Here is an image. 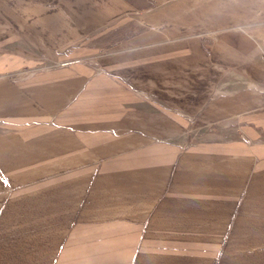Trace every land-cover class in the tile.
<instances>
[{"label": "crops", "instance_id": "1", "mask_svg": "<svg viewBox=\"0 0 264 264\" xmlns=\"http://www.w3.org/2000/svg\"><path fill=\"white\" fill-rule=\"evenodd\" d=\"M0 264H264V0H0Z\"/></svg>", "mask_w": 264, "mask_h": 264}, {"label": "snow or ice", "instance_id": "2", "mask_svg": "<svg viewBox=\"0 0 264 264\" xmlns=\"http://www.w3.org/2000/svg\"><path fill=\"white\" fill-rule=\"evenodd\" d=\"M3 182H4L5 184H7V181H6V180H4Z\"/></svg>", "mask_w": 264, "mask_h": 264}]
</instances>
